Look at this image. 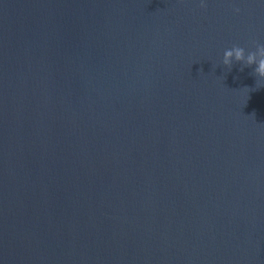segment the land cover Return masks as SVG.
<instances>
[{"label": "water", "instance_id": "obj_1", "mask_svg": "<svg viewBox=\"0 0 264 264\" xmlns=\"http://www.w3.org/2000/svg\"><path fill=\"white\" fill-rule=\"evenodd\" d=\"M204 2L0 0V264H264V0Z\"/></svg>", "mask_w": 264, "mask_h": 264}, {"label": "clouds", "instance_id": "obj_2", "mask_svg": "<svg viewBox=\"0 0 264 264\" xmlns=\"http://www.w3.org/2000/svg\"><path fill=\"white\" fill-rule=\"evenodd\" d=\"M199 6L201 8L206 7L204 0H200ZM234 11L238 13L240 9L235 8ZM254 46L255 50L249 51L247 53V57L245 58V49L240 46L234 45L231 49L224 51L221 63L231 69L233 62L243 61V67H251L255 65V67L252 68L253 74L258 77H264V44L254 42ZM257 57L260 58L257 59ZM243 67L240 69V71H243ZM261 81V79H257L255 81L256 85L259 86Z\"/></svg>", "mask_w": 264, "mask_h": 264}]
</instances>
